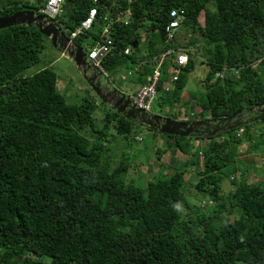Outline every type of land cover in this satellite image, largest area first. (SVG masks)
I'll use <instances>...</instances> for the list:
<instances>
[{"label":"trees","instance_id":"16d2710c","mask_svg":"<svg viewBox=\"0 0 264 264\" xmlns=\"http://www.w3.org/2000/svg\"><path fill=\"white\" fill-rule=\"evenodd\" d=\"M48 2L0 0V18L33 11L70 39L97 8L91 30L73 42L89 53L106 38L107 18L114 44L101 65L108 80L123 67L132 69L130 81L138 87L125 88L130 98L127 93L148 83L155 58L182 47L167 42L166 28L170 12L183 10L177 32L192 37L185 47L189 64L174 80L171 61L164 62L154 102L188 122L217 123L264 107V0H64L55 17L42 12ZM127 11L128 24L116 21ZM46 38L35 26L0 30V264H264V179L249 182L239 152L254 124L262 125L264 140V117L213 137L165 135L168 146L157 147L158 161L174 148L192 159L170 175L148 174L146 183L130 179L138 157L129 147L138 125L107 108L99 129L94 113L107 105L98 97L69 104L53 69L27 75L41 62ZM201 54L209 69L205 91L184 96ZM193 103L197 112H189ZM250 114L244 120L260 115ZM150 131L158 138L160 132ZM237 172L238 179L231 176ZM190 173L198 176L192 188L204 195L205 207L189 203ZM225 180L233 186L227 194ZM175 202L187 210L177 213ZM233 214V222H223Z\"/></svg>","mask_w":264,"mask_h":264},{"label":"rangeland","instance_id":"374dc122","mask_svg":"<svg viewBox=\"0 0 264 264\" xmlns=\"http://www.w3.org/2000/svg\"><path fill=\"white\" fill-rule=\"evenodd\" d=\"M130 11H127L123 14H121L122 19L120 21H128L130 19V16H128ZM171 19V18H170ZM172 21V19L170 20ZM201 24H204V15L202 14L200 17ZM176 41L175 43H180L182 47L185 48L188 47V42L190 40L191 35H186L184 32L180 31L176 33ZM45 49L44 52L41 55V62L31 69L27 71V75H34L44 68H50L53 69L59 76V85L58 89L61 93L65 94L67 102L69 104H77L83 102L84 98H94L97 95L95 92L90 88L89 83L84 79L82 73L80 72L79 68L77 67L76 63L71 60L70 58L64 56L60 51L56 50L54 48V45L52 44L51 40L46 38L45 42ZM179 48V49H180ZM142 49V47H141ZM187 49V48H185ZM85 50V49H84ZM188 50V49H187ZM193 51H195L194 48H192ZM141 55H143V51L140 52ZM139 52H136V57L140 56ZM88 56V53H86ZM201 57V58H200ZM195 62L196 66L194 70L188 75V82L186 89L183 93V95H187L189 93H197V92H204L205 87L202 83L204 80L206 73L208 72V67L206 65H202L201 61L204 60V57L202 54ZM92 61V60H90ZM132 72L131 68L123 67L120 69L119 72L114 73L112 76L109 77L110 80H115L114 86L117 89H120L118 82H122V90H125V88L129 89H136L138 87L137 84L132 83L130 81L129 73ZM123 79V80H122ZM122 80V81H121ZM128 95L132 96V92L127 93ZM98 100V99H97ZM187 100V98L185 99ZM100 101V99H99ZM161 104V105H159ZM159 104L154 102L153 105V113L157 115H162L164 117L169 118H176V115L174 113V110L165 108L162 102ZM108 107H105L104 105H100L97 110L94 113V116L96 118V126L97 128L103 127V119L104 115L106 114V110ZM180 108L177 107V110ZM111 110V109H110ZM199 110L198 107H196V104L193 103L189 107V112H197ZM189 114V113H188ZM190 116V115H189ZM181 119H189V117L185 118L183 116H179ZM138 125V124H137ZM252 130L250 132L251 140L248 139L247 143L239 150L240 152V160L244 161L247 169V177L249 182H255L259 179H264V140L260 138V131L262 130L261 124H254L252 125ZM151 129L142 127L140 125L137 126L136 129V140L132 142V146L129 147L131 150V156L136 155L138 158L136 162L134 163V166L132 167V171L130 173L129 178L130 179H139L140 181H143L144 183L147 182V175L148 174H157L159 169L163 172H168L169 175L174 170V168H181L187 163L188 160L192 159V155H185L184 153L177 151L176 148L174 149H168L164 155L162 156V159L158 161L156 156L157 147H161V149H165L168 146V137L162 136V133H158L157 137L154 138ZM113 132V130H112ZM115 132V131H114ZM113 132V133H114ZM245 138V136H244ZM174 142L175 140H171ZM259 142V147L257 150H254L252 146L254 143ZM195 146H199L201 142H198V140L193 141ZM126 142L121 141L118 144V147L121 148V150L126 147ZM117 145V144H116ZM156 145V146H155ZM120 150V152H121ZM196 150V148H195ZM122 152H128L129 151L124 148ZM201 160V159H200ZM161 173V176L164 175V173ZM232 177H236L238 179L241 176V172H237L235 174L231 175ZM187 179V187H186V194L189 198V203L192 205L202 206L205 207V201L206 198H204L203 194H198L196 196V191L192 188V183H195L198 181V176L196 173H190L186 176ZM223 193L227 194L230 191H232L233 186L230 183V181H224L223 182ZM183 211L185 209L187 210L186 206H183ZM204 209V208H203ZM191 212L190 210H188ZM185 216V213L183 214ZM183 216V218H185ZM235 215L231 216H225L224 221L229 220L230 222H233Z\"/></svg>","mask_w":264,"mask_h":264},{"label":"water","instance_id":"95a60500","mask_svg":"<svg viewBox=\"0 0 264 264\" xmlns=\"http://www.w3.org/2000/svg\"><path fill=\"white\" fill-rule=\"evenodd\" d=\"M18 25L37 27L41 34L51 40L56 50L76 63L84 79L89 83L90 88L95 92L100 101L105 103L109 109L116 111L118 115L125 116L127 120L133 121L142 127L158 131L167 136L195 138L205 136L203 132L208 131L210 132L208 136L213 137L219 133L237 129L249 122H254L264 117V107L258 109V111H254L253 114H260L257 118L244 120V116L250 113L240 112L238 115H233L231 118L217 123L204 120L193 122L181 121L146 112L138 108L130 97L115 88L108 81L103 73L88 59L81 45L69 40L56 25L50 23L43 15H37L33 11H21L0 18V30ZM133 48H136V43Z\"/></svg>","mask_w":264,"mask_h":264},{"label":"built area","instance_id":"2783aa9c","mask_svg":"<svg viewBox=\"0 0 264 264\" xmlns=\"http://www.w3.org/2000/svg\"><path fill=\"white\" fill-rule=\"evenodd\" d=\"M64 0H49L48 5L46 8L42 10L43 13L55 17L60 9L61 5ZM129 2H132L133 0H128ZM98 9L93 8L89 12L88 17L81 22L80 27H78L71 35V40L73 41L76 39V37L80 33H86L87 31L91 30L93 27L94 23L97 20L98 16ZM117 19L116 21H120L122 19L121 14H117ZM128 16H131V13L129 12ZM170 18L172 21L169 22V25L166 28L167 32V42L170 41H176V32L179 30L181 27L182 21L185 19V13L183 10H172L170 12ZM107 18H105V23L106 25L104 26L103 30V36L104 40L102 42H98L92 50L89 51L88 53V59L92 60L93 64L95 67L103 73L104 76L107 74L105 73L101 61L104 59V57L112 51L113 49V41L110 37V30H111V24L107 23ZM124 22V21H123ZM126 24H128V21H125ZM126 54H129L130 51L126 50ZM165 61H171L172 65L170 67V70L172 73V78L176 80V76L180 74L181 69L186 67L189 64V51L185 48H180V49H174V48H169L165 52H163L160 57L155 58V62L157 64L156 68L154 69V72L152 76L148 78V83L146 85H143L138 92L131 97L133 103L140 109L145 110L146 112L153 113V103L157 94L156 88L157 85L159 84L160 81V76H161V66L164 64ZM226 71V69H225ZM225 71L218 72L216 74V77H224ZM243 135V129H240L238 132V136ZM201 161H203V155L201 154Z\"/></svg>","mask_w":264,"mask_h":264},{"label":"clouds","instance_id":"9594fccd","mask_svg":"<svg viewBox=\"0 0 264 264\" xmlns=\"http://www.w3.org/2000/svg\"><path fill=\"white\" fill-rule=\"evenodd\" d=\"M69 40H71V39H69ZM72 41V40H71ZM127 50H129L130 51V49H127ZM126 54V53H125ZM130 54V53H129ZM129 54H126V55H129ZM171 207L173 208V210L174 211H176L177 213H181V212H183V205H182V203H180V202H175V203H172L171 204Z\"/></svg>","mask_w":264,"mask_h":264},{"label":"crops","instance_id":"0c3cea01","mask_svg":"<svg viewBox=\"0 0 264 264\" xmlns=\"http://www.w3.org/2000/svg\"><path fill=\"white\" fill-rule=\"evenodd\" d=\"M108 81L114 86V83L112 82V80L109 79ZM114 87H115V86H114ZM120 87H121V88H120L121 90H120V89H119V90H120L121 92H123V93H126L125 90H122V85H121V84H120ZM138 89H139V88H138ZM133 95H134V94H133ZM133 95H132V96H133Z\"/></svg>","mask_w":264,"mask_h":264},{"label":"flooded vegetation","instance_id":"af4514ba","mask_svg":"<svg viewBox=\"0 0 264 264\" xmlns=\"http://www.w3.org/2000/svg\"><path fill=\"white\" fill-rule=\"evenodd\" d=\"M252 115H253V114H250L249 117H251ZM254 115H257V114H254ZM247 116H248V115H245L244 118H246ZM203 133H204V135H208V133H210V132L207 131V132H203ZM200 134H201V133H200Z\"/></svg>","mask_w":264,"mask_h":264}]
</instances>
